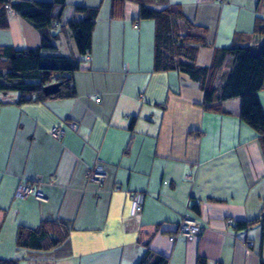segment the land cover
<instances>
[{"label":"crops","instance_id":"0c3cea01","mask_svg":"<svg viewBox=\"0 0 264 264\" xmlns=\"http://www.w3.org/2000/svg\"><path fill=\"white\" fill-rule=\"evenodd\" d=\"M65 2L64 19L75 5L98 9L88 55H79L66 23L52 29L56 49L45 52L63 55L70 46L80 60L75 96L18 102L17 92H0V259L137 264L148 246L167 264H264L262 225H231L264 213V147L238 117L239 99L222 103L228 114L206 110L198 81L155 70V21L138 19L137 2L125 0L120 18L111 16L112 0ZM167 2L205 29L208 45L197 49L198 66H210L215 48L257 51L264 41L255 33L264 0ZM7 17L0 47L40 46L28 21L14 11ZM257 97L264 112V87ZM53 128H63L64 136L52 138ZM96 163L108 173L101 186L87 181ZM34 181L43 182L47 202L16 197L19 183ZM135 192L144 199L132 216ZM184 215L199 224L190 237L177 232ZM54 220L69 222L67 241L46 251L16 247L20 227Z\"/></svg>","mask_w":264,"mask_h":264},{"label":"trees","instance_id":"16d2710c","mask_svg":"<svg viewBox=\"0 0 264 264\" xmlns=\"http://www.w3.org/2000/svg\"><path fill=\"white\" fill-rule=\"evenodd\" d=\"M124 1L112 0V17H122ZM131 1L139 4L138 19L155 21L154 69L180 71L198 81L206 110L228 114L222 103L239 99L238 117L257 132L264 147V112L257 97V92L264 87V41L257 51L240 45L215 48L210 66L201 67L196 65L195 58L197 49L208 45L204 28L192 24L179 6L167 0ZM66 7L65 0H0V28L7 27V14L11 10L28 21L41 39L40 46L33 49L0 47V92H17L18 102L75 96L73 73L79 69L80 60L45 52L56 49L57 35L52 29L66 23L79 55H88L98 9L75 5L71 7L70 17L64 19ZM255 33L264 36V17H257ZM220 75L221 81L217 82ZM52 82H61L58 91L45 95L43 87ZM192 208L198 211L196 204ZM263 217L264 213L253 220L230 224L236 230L259 223L264 228ZM68 225L65 220H54L34 228L20 227L15 237L16 247L32 251L52 249L67 241ZM0 264H17V260L0 259ZM137 264H167V259L154 254L147 246Z\"/></svg>","mask_w":264,"mask_h":264},{"label":"built area","instance_id":"2783aa9c","mask_svg":"<svg viewBox=\"0 0 264 264\" xmlns=\"http://www.w3.org/2000/svg\"><path fill=\"white\" fill-rule=\"evenodd\" d=\"M223 2L224 0H220ZM9 9L8 6H6ZM11 11V10H10ZM99 102V99H97ZM69 126L76 130L77 123L70 122ZM50 135L54 139H60L64 136L63 128H53L50 131ZM107 170L99 163L94 164L90 170L87 172V181L93 183L97 186H101L105 179L107 178ZM187 178H190L187 176ZM54 178L49 179V184L53 183ZM43 185L42 181H34L30 182H21L18 184L16 188V197L18 198H29L34 197L36 200L40 202H47L48 197L42 191L41 186ZM144 199V194L142 192H135L131 195V206H130V215H136L142 208V203ZM232 220L228 219L227 223H231ZM199 227L198 221L196 218L184 215L180 221L178 222L177 232L183 236L190 237L196 229Z\"/></svg>","mask_w":264,"mask_h":264},{"label":"water","instance_id":"95a60500","mask_svg":"<svg viewBox=\"0 0 264 264\" xmlns=\"http://www.w3.org/2000/svg\"><path fill=\"white\" fill-rule=\"evenodd\" d=\"M61 82H52L50 84H47L43 87V93L45 95H53L55 94L60 86Z\"/></svg>","mask_w":264,"mask_h":264},{"label":"rangeland","instance_id":"374dc122","mask_svg":"<svg viewBox=\"0 0 264 264\" xmlns=\"http://www.w3.org/2000/svg\"><path fill=\"white\" fill-rule=\"evenodd\" d=\"M152 1H154V0H152ZM67 42H68V44H72L73 46H74V42H73V40H67V39H64V44H67ZM65 48V49H64ZM62 51H63V55H65V56H68V57H72V54H71V51H70V46L69 47H63L62 49H61ZM10 94H15L16 96H17V93L16 92H12V91H8Z\"/></svg>","mask_w":264,"mask_h":264}]
</instances>
